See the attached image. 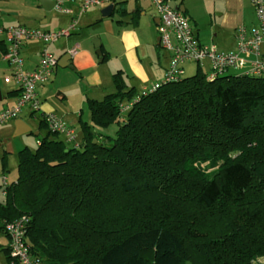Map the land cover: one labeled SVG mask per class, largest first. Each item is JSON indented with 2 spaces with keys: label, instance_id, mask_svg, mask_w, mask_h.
Returning a JSON list of instances; mask_svg holds the SVG:
<instances>
[{
  "label": "trees",
  "instance_id": "obj_1",
  "mask_svg": "<svg viewBox=\"0 0 264 264\" xmlns=\"http://www.w3.org/2000/svg\"><path fill=\"white\" fill-rule=\"evenodd\" d=\"M113 82L87 100L79 146L40 117L46 135L19 151L16 178L0 181V230L30 217L44 264H257L264 76L208 80L200 69L147 93L121 70ZM114 123L115 135L102 132Z\"/></svg>",
  "mask_w": 264,
  "mask_h": 264
},
{
  "label": "crops",
  "instance_id": "obj_2",
  "mask_svg": "<svg viewBox=\"0 0 264 264\" xmlns=\"http://www.w3.org/2000/svg\"><path fill=\"white\" fill-rule=\"evenodd\" d=\"M25 1L29 7L28 13L40 18L42 27L35 28L55 30L67 26L71 20L70 15L65 13H61L64 14L61 16L63 18L53 15L51 10L56 9L54 7L45 9L38 0H24V3ZM110 3L115 5L113 12L119 6L127 11L119 12L118 19L113 16H109L110 19H103L104 16L98 13L97 8H101L102 12ZM183 3L199 40L202 41L201 36H204L211 41L209 43H217L218 48L223 46L230 49L223 51L237 49L235 30L239 25L251 26L256 23L251 0H183ZM23 21H26L25 17L23 19L16 8L0 2V25L26 26ZM101 26L102 30L99 29ZM158 26L159 15L152 0H107L102 6L85 11L80 15L76 30L52 45V52L58 57V66L50 81L53 77L58 79L65 75L70 76L71 82L75 84V94L62 93L60 108L52 102L42 101V109L57 114L79 131L80 120H88L83 119L82 106L90 99L89 95H93L92 93H104L105 87L109 86L108 78L112 79V75L117 71L121 70L125 76L132 77V80L142 85V90L149 82L151 85L161 81L169 66L171 54L160 46ZM95 38L100 39L103 57L105 53L108 55L105 61L104 58L102 62L99 61L97 48L93 43ZM41 45L40 41H28L23 45L21 55L25 61V69L32 70L37 66ZM76 46H78L76 53L71 54L70 50ZM7 49L8 43L0 38V63L3 65V69L0 70V101L5 100V105L0 111L14 105L20 95L17 83L6 80L13 71V68L11 70V67H5L4 64L8 63L5 59ZM69 54L71 63L67 64L66 58ZM109 63L117 69L113 74L108 67ZM128 71L133 76L128 74ZM44 84L39 85L38 91ZM71 97L72 100L76 97L77 102L71 103ZM22 114L26 115L25 117H35L28 109ZM21 115L19 118L31 126L28 119ZM17 119L12 120L14 124ZM14 124L12 131L16 128ZM36 132L39 134V130Z\"/></svg>",
  "mask_w": 264,
  "mask_h": 264
},
{
  "label": "built area",
  "instance_id": "obj_3",
  "mask_svg": "<svg viewBox=\"0 0 264 264\" xmlns=\"http://www.w3.org/2000/svg\"><path fill=\"white\" fill-rule=\"evenodd\" d=\"M107 0H55L54 8L70 15L71 20L65 27L55 30H43L24 25H0V38L8 43L5 59L13 68L7 81L13 80L20 87V95L14 105L0 111V125L20 117L28 109L33 115H39L48 124L49 129L65 135L68 142L79 146L75 129L53 112L42 109L38 91L41 84L50 81L58 66V57L52 52V45L62 37L71 35L77 28L80 15L90 8L102 6ZM171 0H152L159 15L160 46L170 52V63L165 76L144 92H152L167 82L177 81L186 74L185 64L194 62L205 72L208 80L216 79L229 71L240 75L264 76V0H251L256 23L251 26L239 25L235 30L237 49L223 51L215 43H204L197 37L186 11L170 5ZM28 41H40L41 50L37 66L25 69L21 49ZM78 46L70 50L76 53ZM2 184H9L7 176L0 177ZM30 217H22L7 222L5 232L9 238L7 254H0V264H44L31 251L27 236ZM257 264H264V257Z\"/></svg>",
  "mask_w": 264,
  "mask_h": 264
},
{
  "label": "rangeland",
  "instance_id": "obj_4",
  "mask_svg": "<svg viewBox=\"0 0 264 264\" xmlns=\"http://www.w3.org/2000/svg\"><path fill=\"white\" fill-rule=\"evenodd\" d=\"M0 2L3 3H7L8 6H11L13 8H16V10H18L19 15L23 16V19L25 17L26 21H23V23L31 28H35V27H42L40 24V18L37 16H33V14H29L28 10L29 7L26 4V1L24 3V0H2ZM101 8H97L98 13H100V15L102 16V12L100 10ZM53 11V15H56L57 17H61L64 14H61L59 12H57L56 10H51ZM103 17V16H102ZM63 18V17H61ZM113 18L118 19V12L116 11L113 15ZM9 19V18H8ZM103 19H110V17H103ZM9 22H7V24H9ZM69 24V23H68ZM100 30H102V26L99 28ZM201 39L203 42L209 43L211 41H209L206 37L201 36ZM217 44V43H216ZM219 48H222V50H230L226 47L220 46ZM5 67H11L7 62L4 63ZM107 65V64H106ZM185 69H186V74L184 75V77L187 76H193L195 74L198 73V71L200 70L199 65L197 63L194 62H187L185 65ZM107 66H104V68H106ZM108 67L110 70H112L111 74H113L114 72H116V68H113L114 66L109 63ZM1 68L3 69V65L0 63V70ZM113 68V69H112ZM12 70V67H11ZM128 74L132 75V73L130 71L127 72ZM237 72L234 71H229V74H234ZM133 76V75H132ZM71 77L68 75H65L61 78H54L53 80L48 82L47 84L45 83L43 85V87L39 90L40 96H41V101L44 102H52L53 104H55L58 108H60V103L59 101H62L63 98H61L62 93H69V94H75L74 92V88H75V84H73L71 82ZM109 79V86L105 87V91L104 93H92L93 95H89L92 98L96 96L95 99H102L107 93L115 91V86H114V82L113 80V75H112V79ZM126 82L129 86H135L137 88L138 91L142 90V85H140L139 83L135 82L134 80H132V77L129 78L127 76H125ZM113 82V84H112ZM150 82L148 83V88L152 87L153 84L149 85ZM4 90V88H2ZM6 92V91H4ZM7 94V93H6ZM88 100V99H87ZM65 101V100H64ZM71 103H76L77 102V98H73L72 97L70 99ZM5 105V100L4 101H0V109ZM83 109V119H90V115H89V110H88V103L87 101L84 103V105L82 106ZM21 116L25 117L26 115L22 114ZM35 117H25L26 119H28V122L31 124V127L33 128V133H35L37 130L41 131V135L40 137H43L44 135H46L48 129L46 126H42L40 128V116L34 115ZM13 121L8 122L7 124H3L0 125V172H4L8 175L9 179H14L17 176V166H18V153L21 149L25 148V147H30L32 149H35L38 143V135L35 134H31V133H23L20 135H14L16 128L12 131L13 128ZM15 125V124H14ZM118 129V124H112L111 126H109L107 129L102 130V132H104V134L107 135H115L116 131ZM76 134H77V138L79 139L80 137V130H76ZM54 138H61V139H65L63 134H51ZM9 238L8 236L0 230V254L3 253L2 249L3 247L7 246L9 244ZM190 264V263H187Z\"/></svg>",
  "mask_w": 264,
  "mask_h": 264
},
{
  "label": "water",
  "instance_id": "obj_5",
  "mask_svg": "<svg viewBox=\"0 0 264 264\" xmlns=\"http://www.w3.org/2000/svg\"><path fill=\"white\" fill-rule=\"evenodd\" d=\"M38 1L42 4V6L45 9H52L55 5V0H38ZM170 5L176 9H181L183 11H186V7L183 3V0H171ZM114 6H115L114 3H110L109 5L105 6L102 9V15L104 17L112 16ZM93 43L97 48L96 52L99 55V61L102 62L104 57H103V53H102V45H101L100 39L99 38L93 39ZM66 63L67 64L71 63V54H69L68 57L66 58ZM70 67H73V66H70ZM15 125H16V130H15L14 135H20L23 133H30L33 131L32 127L30 125H28L21 118L17 119V122L15 123ZM34 134L38 135V132H35Z\"/></svg>",
  "mask_w": 264,
  "mask_h": 264
}]
</instances>
